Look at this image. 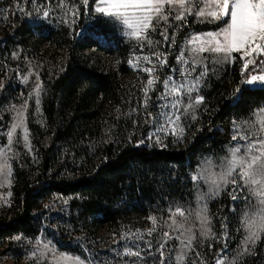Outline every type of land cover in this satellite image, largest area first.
<instances>
[{"label":"rangeland","instance_id":"obj_1","mask_svg":"<svg viewBox=\"0 0 264 264\" xmlns=\"http://www.w3.org/2000/svg\"><path fill=\"white\" fill-rule=\"evenodd\" d=\"M18 2L20 8L24 9L23 11L18 9ZM58 3L59 0H0V85H2L0 86V101L4 102L1 108L2 113L0 114V117L4 116L0 119V147H5L8 143L7 131L11 127L15 115L13 105L19 107L25 101L28 102L26 126L31 147V151H29L25 145L23 134L18 129L14 137L12 152L9 153L13 157L10 160L12 165L10 184L4 183L3 186H0V222H7L10 218L9 215L12 213V189L15 167L30 169L32 164L37 165L39 147L46 148L51 139L52 130L46 124L43 103L49 83L56 80L69 63V50L68 46L67 48L65 46L67 45L68 36L74 33L78 21L77 17L73 18L71 15H65V11L73 5L78 9L83 6L79 0H65V9L62 10L57 6ZM38 6H47L52 9L48 18H44L42 14H37L36 9ZM94 8L95 4L93 6V12L95 13ZM95 14L103 17L100 14ZM104 18L114 24L109 18ZM72 19H75V23H71ZM189 23L205 24L197 22L194 16L188 17L186 25ZM185 26L177 31L176 37L179 36ZM115 27L126 42L133 43L128 53L120 51V53L116 52L113 55H101L96 51H90L78 54L89 62V66L95 65L94 67L101 73L112 76L114 80V97L105 99L102 103L99 102L95 106L94 111H90V115L87 118L88 126L80 142H83L84 147L95 158V161L102 158L103 148L109 146L124 148L127 145L135 144L136 146L150 149L189 152L187 156L179 159L165 158L149 163L135 162L129 167L127 172L113 178L111 182L112 207L118 208L131 204L136 207L152 209L155 213L161 212V210L164 211L165 216L161 214L154 216L157 221L156 230L150 236L147 235V232L154 227L151 219L146 221L142 218L143 220L129 224V227L133 229L142 230L141 232L145 233L144 239L137 246L129 242L123 245L129 248L135 247L133 249H139L144 253L142 245L145 243V249L148 251L146 242L150 241L152 252L156 253L155 249L162 238V232L169 230L165 222L169 221L170 208L182 206L195 210L198 207V198L203 195L204 201H200V203L206 201L207 214L211 221L209 206L225 192L216 198H210L208 185L202 181L197 185L191 177L197 172L198 167L201 166V162L206 157H211L215 162L219 163L228 154V148L237 143V141L231 140L232 121L254 120L253 113L258 109L254 110L248 118L238 119L223 115L217 120L214 128L206 132L211 120L219 113L220 106L227 100L225 93L234 88V71H232V67L234 63L240 64L243 62L239 59V54L234 53L233 55L237 57L234 63L208 64L209 73L205 78L204 87L200 91V95L205 98L204 104L199 106L196 120H192L190 116L184 119L186 127L183 140L176 141L172 135L164 137L163 133L160 134L162 145L147 140L146 137L155 131L157 125L154 120L146 122L145 110L140 106L144 95L142 89L148 78V73L143 71L142 68L152 67V65L145 64L143 61L140 62L139 66H134V64L135 57L150 55L152 50L147 46L141 50L135 41L129 40L122 35V30L119 26L115 25ZM160 31L161 29L157 28L156 32L150 33V35L154 41L159 40L161 42L158 50L162 53H167V64L163 67L157 65L153 74L159 77L160 81H163L169 75L179 81L183 77L178 71L173 70L179 69L181 65L177 64L176 57L174 65H169L170 46L163 42V37L159 35ZM172 31L173 29L169 30V35H171ZM187 37L182 39L180 46L183 45ZM50 38L52 40H49ZM129 61H133V63H129ZM200 70L198 68L197 73ZM37 74L39 75V81L36 79ZM24 77H27V80ZM37 83H40L43 89L39 106L35 103L34 93ZM155 89L150 92L152 99L149 101L147 111L159 114L164 111L160 107L163 102L159 98L162 84L157 83ZM71 107L72 105L66 106L65 111L70 110ZM134 108L138 109V111L133 112ZM60 113H62V118L65 115L69 117L63 111L62 106H60ZM29 125L37 127V133L34 136L29 129ZM141 140L145 142L141 144ZM78 152L83 153L82 151ZM58 157L59 163L61 165L65 164L61 170H69L68 172H61L56 168L55 172L58 178L72 179L78 173L80 165L73 164L71 154L67 148H60ZM67 158H70L68 162ZM9 193H11L10 196ZM244 194L237 193L238 196ZM42 207L43 210L39 211L42 217L39 235L35 237L19 235L0 241V264H36L35 260L30 259L29 256L33 251L37 238L49 240L55 245L53 230L57 227L53 226L54 224L50 225V223H53L54 217L57 219L59 215L65 213L68 201L67 199L53 196L44 202ZM45 212L51 216H47V218ZM177 219L181 218L177 217ZM186 226H191L194 231L198 229L199 222L195 215L189 217L186 221ZM101 231L104 230L101 229ZM70 233V231H65L63 234L64 236H69ZM115 233L116 230L114 229L109 231L112 238H114ZM173 235H176V233H173ZM17 237L20 238L17 239ZM212 241V238L205 239L196 231V239L192 242L193 250L186 253L184 264H201V261L204 264H208L212 258L217 260L219 255H226L231 260L239 251L238 246L241 242L240 240L233 250L219 251L216 246L209 244ZM216 242H219V238L216 239ZM104 243L105 245H115V242L110 239L105 240ZM196 245L198 250L195 249ZM57 250L59 251L58 248ZM200 250H203V252L200 253ZM167 251H173L171 264H175V258L180 252L179 242L176 240L168 241ZM155 255L153 254L149 258H143L142 260L135 258L133 262L125 261L121 264H154ZM255 255H257L256 260L252 262L250 259L255 257ZM216 260L214 264H216ZM45 264H47L46 261ZM91 264L94 263L91 262ZM166 264H168V261H166ZM240 264H264V236L256 242L251 254L243 256Z\"/></svg>","mask_w":264,"mask_h":264},{"label":"snow or ice","instance_id":"obj_2","mask_svg":"<svg viewBox=\"0 0 264 264\" xmlns=\"http://www.w3.org/2000/svg\"><path fill=\"white\" fill-rule=\"evenodd\" d=\"M79 2L86 10L90 9V0H79ZM93 2L95 13L109 18L119 26L123 36L135 41L141 50L145 46L152 50L150 55L135 57L134 66H139L141 61L152 65L142 68L148 73V78L142 89L144 95L140 106L145 110L146 122L156 121L155 131L146 137L155 144L162 145L161 133L164 137L172 135L176 141L183 140L186 127L184 119L189 116L192 120L197 119V110L205 100L204 96L200 95V91L209 73V63H234L237 57L233 54L238 53L239 59L243 61L241 68L243 83L264 87V59H262L264 0H93ZM57 6L64 10L65 0H59ZM17 7L20 11L24 10L20 8L19 2ZM51 10L47 6H38L36 9L37 14H42L44 18L49 17ZM65 15L76 18L79 16V9L74 5L70 6L65 11ZM189 16H194L200 23L223 21V25L214 31L189 35L183 45L178 47L176 62L181 67L173 70L178 71L183 79L177 81L169 75L160 81L153 73L157 65L163 67L167 64V53L158 50L161 42L154 41L150 33L160 28L159 35L163 37V42L169 46H176V33L187 24ZM71 23H75V19H72ZM170 29H173L171 35H169ZM250 65L251 71H249ZM198 68L201 70L197 73ZM24 79L27 80V77ZM36 79L39 81L38 74ZM157 83L162 84L159 98L163 102L160 107L164 111L154 114L147 110L152 99L150 92L156 90ZM42 91L41 84L37 83L34 89L37 106L40 104ZM27 107V101L19 107L13 105L15 115L7 131L8 143L7 146L0 147V186L4 183L10 184L12 176L10 160L13 157L9 153L12 152L18 129L23 134L25 145L31 151L26 126ZM137 111L138 109H133V112ZM253 116L254 120H233L231 140L237 143L228 148V154L219 163L211 157H206L191 177L197 185L201 181L208 185L210 198H216L227 192L233 201H244V211L237 228L238 232L241 230L243 232L238 246L239 251L231 260L226 255H219L216 264H240L243 256L251 254L256 242L264 236V107L255 111ZM144 142V140L140 141L141 144ZM237 193L245 194L238 196ZM200 201H204L203 195L198 198V207L195 210L182 206L169 209V221L165 222L169 230L162 232V238L157 243L155 252L158 255L154 256V264H166V261H170L171 254L167 251L170 240H176L180 245L175 264H184L186 253L193 250L192 242L196 239V231L205 239L216 238L212 233L211 221L207 214V203ZM193 215L199 222L196 231L191 226H186V221ZM177 217L181 219L178 220ZM150 219L154 227L148 230L149 236L156 230L157 223L155 217ZM133 235L135 239L143 240L145 233L138 230ZM124 238L131 237L125 234ZM224 238L227 240V232ZM146 243L148 254L151 256L153 255L151 242ZM124 255L136 257L138 260L144 258L141 251H134L131 248H128ZM29 258L35 260L36 264H45V261L47 264H91L79 255L59 252L51 241L41 238L36 239ZM201 264L204 262L201 261Z\"/></svg>","mask_w":264,"mask_h":264},{"label":"trees","instance_id":"obj_3","mask_svg":"<svg viewBox=\"0 0 264 264\" xmlns=\"http://www.w3.org/2000/svg\"><path fill=\"white\" fill-rule=\"evenodd\" d=\"M94 4L93 0H90V9L86 10L84 6L79 8L76 29L71 36H68L65 46L66 48L68 46L69 50V63L61 75L47 87L43 110L46 124L52 130L50 142L46 148L39 147L37 165L32 164L30 169H22L19 166L14 169L12 213L10 212L7 222H0V241L19 235L24 237L39 235L42 226L39 211L43 210L42 204L53 196H57L68 201L65 213L59 215L57 219L54 217L53 223H50L57 227L53 230V235L59 251L79 255L94 264H101V262L121 264L125 261L133 262L136 258L125 256L124 252L129 247L123 245L127 242L136 246L141 243V240L135 239L133 235L138 230L129 227V224L143 219L148 221L150 217L158 214L165 216V213L162 210L155 213L152 209L131 204L118 208L112 207L110 186L113 178L127 172L135 162L149 163L157 159H179L187 156L189 152L150 149L135 144L124 148L109 146L103 148L102 158L95 161L83 142H80L88 126L87 118L90 111L93 112L99 102L102 103L103 100L114 97V80L112 76L101 73L94 67L95 65L89 66V62L78 54L90 51H96L101 55H113L120 51L128 53L133 44L126 42L108 19L93 12ZM222 25L223 21L213 24L189 23L186 25L176 37V46H170L169 65H174V59L183 38L192 33L214 31ZM242 65L243 62L234 63L232 67L234 88L225 93L227 100L220 106L219 113L211 120L206 132L211 131L223 115L238 119L248 118L254 110L264 107V87L243 83ZM251 70L250 65L249 71ZM3 104L4 102L0 101V114ZM70 105H72L71 109L65 111L66 106ZM60 106L69 117L65 115L62 118ZM3 117L2 115L0 119ZM29 129L33 136L37 133V127L34 125H29ZM60 148H67L73 164L80 165L78 173L70 180L59 179L55 172L56 168L61 172L69 171L61 170L65 164L59 163ZM69 159H66L67 162ZM243 204L244 201H233L225 192L209 206L212 232L216 237L209 244L216 246L219 251L233 250L239 244L242 230L238 232L237 228L244 211ZM45 215L51 216L47 212ZM113 229L116 230L114 238L109 234V231ZM65 231H70V235L64 236ZM225 232H227V240L224 238ZM125 234L131 238L125 239ZM217 238H219L218 243ZM107 239L115 242V245H105L104 242ZM133 248L135 247H131L134 251L139 250ZM142 248L143 257L149 258L145 243ZM195 249L198 250L197 245ZM200 251V253L203 252V250ZM168 252L171 254L168 264H171L173 251ZM153 254L158 255L154 252ZM256 256L251 257L250 260L254 262ZM215 260L212 258L208 264H214Z\"/></svg>","mask_w":264,"mask_h":264}]
</instances>
